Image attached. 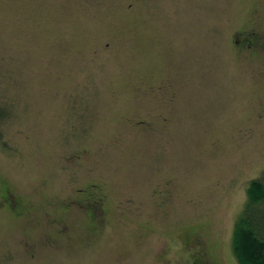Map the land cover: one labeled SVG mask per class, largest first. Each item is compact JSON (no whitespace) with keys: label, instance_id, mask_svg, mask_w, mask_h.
Returning a JSON list of instances; mask_svg holds the SVG:
<instances>
[{"label":"rangeland","instance_id":"374dc122","mask_svg":"<svg viewBox=\"0 0 264 264\" xmlns=\"http://www.w3.org/2000/svg\"><path fill=\"white\" fill-rule=\"evenodd\" d=\"M0 107V264H239L264 0H0Z\"/></svg>","mask_w":264,"mask_h":264},{"label":"trees","instance_id":"16d2710c","mask_svg":"<svg viewBox=\"0 0 264 264\" xmlns=\"http://www.w3.org/2000/svg\"><path fill=\"white\" fill-rule=\"evenodd\" d=\"M2 115L0 107V119ZM246 194L234 225L232 247L239 264H264V171L249 180Z\"/></svg>","mask_w":264,"mask_h":264},{"label":"flooded vegetation","instance_id":"af4514ba","mask_svg":"<svg viewBox=\"0 0 264 264\" xmlns=\"http://www.w3.org/2000/svg\"><path fill=\"white\" fill-rule=\"evenodd\" d=\"M251 42V40H249ZM94 205V207H96V204L95 203H92Z\"/></svg>","mask_w":264,"mask_h":264}]
</instances>
